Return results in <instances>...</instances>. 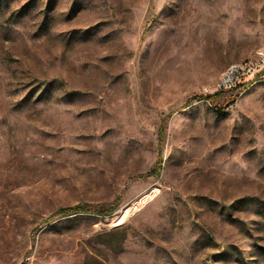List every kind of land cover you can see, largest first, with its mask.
<instances>
[{
	"label": "rangeland",
	"instance_id": "374dc122",
	"mask_svg": "<svg viewBox=\"0 0 264 264\" xmlns=\"http://www.w3.org/2000/svg\"><path fill=\"white\" fill-rule=\"evenodd\" d=\"M256 49L264 0H0V264H264V81L189 101Z\"/></svg>",
	"mask_w": 264,
	"mask_h": 264
},
{
	"label": "built area",
	"instance_id": "2783aa9c",
	"mask_svg": "<svg viewBox=\"0 0 264 264\" xmlns=\"http://www.w3.org/2000/svg\"><path fill=\"white\" fill-rule=\"evenodd\" d=\"M264 78V49H256L245 60L229 64L219 75L217 91H238L242 94Z\"/></svg>",
	"mask_w": 264,
	"mask_h": 264
},
{
	"label": "trees",
	"instance_id": "16d2710c",
	"mask_svg": "<svg viewBox=\"0 0 264 264\" xmlns=\"http://www.w3.org/2000/svg\"><path fill=\"white\" fill-rule=\"evenodd\" d=\"M225 91H216L212 94H205V95H194L192 96L190 100H205L207 102H214L216 99H219L220 97H222V95L224 94ZM162 132L160 131V134ZM160 148V147H159ZM158 160L154 166V168L148 173V174H154L157 175L161 169V152H159L158 154ZM86 209V205H76V206H64V207H60L56 210L57 213H61V214H72V213H76L78 211H83ZM25 264V263H22Z\"/></svg>",
	"mask_w": 264,
	"mask_h": 264
},
{
	"label": "bare ground",
	"instance_id": "6f19581e",
	"mask_svg": "<svg viewBox=\"0 0 264 264\" xmlns=\"http://www.w3.org/2000/svg\"><path fill=\"white\" fill-rule=\"evenodd\" d=\"M245 60V59H244ZM262 81H264V78H263V80H258V82H262Z\"/></svg>",
	"mask_w": 264,
	"mask_h": 264
}]
</instances>
